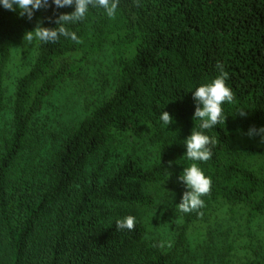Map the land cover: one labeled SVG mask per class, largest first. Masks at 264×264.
Segmentation results:
<instances>
[{"label": "trees", "instance_id": "16d2710c", "mask_svg": "<svg viewBox=\"0 0 264 264\" xmlns=\"http://www.w3.org/2000/svg\"><path fill=\"white\" fill-rule=\"evenodd\" d=\"M49 3L31 21L0 5V264H264V143L246 134L264 127V0H120L114 19L90 8L67 25L80 42L36 40L8 92L16 41L38 14L52 28L74 10ZM96 60L106 75L75 124L43 139L50 97ZM217 63L235 102L201 130L191 92ZM191 130L216 140L196 162L212 182L202 216L176 206ZM128 215L135 229L117 230Z\"/></svg>", "mask_w": 264, "mask_h": 264}, {"label": "clouds", "instance_id": "9594fccd", "mask_svg": "<svg viewBox=\"0 0 264 264\" xmlns=\"http://www.w3.org/2000/svg\"><path fill=\"white\" fill-rule=\"evenodd\" d=\"M133 3L137 7L140 6L138 0H133ZM119 4L120 0H51V5L58 9L73 7L74 10L70 13L58 14L54 20L55 27L52 28L43 27L41 22L38 21L33 30L24 33L23 40L29 44L34 40L48 44L56 43L61 37H64L79 43L76 33L70 31L67 25L84 21L90 8L102 9L109 19H114ZM0 5L12 12L18 10L20 17H25L31 21L35 11L47 9L50 3L49 0H0ZM215 67L219 71V75L210 83L202 84L191 92L195 103L192 119L200 121L199 128L201 130L212 129L221 123L224 124L226 117L224 116L223 105L235 102V94L226 84L228 73L221 63H217ZM236 115L246 117L247 111L240 110ZM160 119L165 126H169L174 122L172 115L167 111H162ZM246 134L249 138L259 136L260 142L264 143V127L259 129L250 127ZM215 146L216 140L204 134L203 131L191 130V134L185 139L186 151L184 154L187 160L193 163L183 168L182 174L177 178L186 189L181 195L180 202L176 205L180 212L185 214L197 213V215L202 216L200 209L205 206L202 197L210 194L212 182L209 177L204 175L196 162L210 160L213 155L212 148ZM135 226L136 218L132 215L115 222L117 230L132 231ZM168 246L171 247V244Z\"/></svg>", "mask_w": 264, "mask_h": 264}, {"label": "rangeland", "instance_id": "374dc122", "mask_svg": "<svg viewBox=\"0 0 264 264\" xmlns=\"http://www.w3.org/2000/svg\"><path fill=\"white\" fill-rule=\"evenodd\" d=\"M38 21L41 22L40 14L36 17L35 26ZM35 41L36 40L29 44L27 41L23 40L22 37L14 44L12 57L8 64L5 77L8 92L12 89L15 78L27 70L30 63L29 58L33 54ZM102 68L106 69V67H103V64L99 63L97 60L92 63L87 62V65L76 73V76H72L66 80L54 95L50 97L52 125L49 127L48 131L51 133V136L46 135V138L43 139L55 140L54 142H56L57 139L61 138L71 129L78 118L77 110L80 101L85 103L86 100L83 99V97H88V95L91 96L94 93H89L88 89L93 90L92 87L96 84L99 86L101 76L106 75L103 73ZM39 144L42 146V151H39L37 144L35 149L41 154L46 146L45 143L42 142ZM37 152H35V157L38 156ZM251 234L253 236L252 231Z\"/></svg>", "mask_w": 264, "mask_h": 264}]
</instances>
